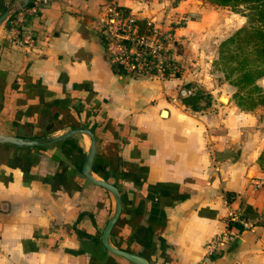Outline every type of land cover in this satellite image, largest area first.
I'll use <instances>...</instances> for the list:
<instances>
[{"label":"crops","instance_id":"1","mask_svg":"<svg viewBox=\"0 0 264 264\" xmlns=\"http://www.w3.org/2000/svg\"><path fill=\"white\" fill-rule=\"evenodd\" d=\"M117 2L137 32L150 19L167 29L188 16L174 27L179 47L169 42L181 74L114 70L99 34L108 0H47L0 27V132L32 137L48 121L45 136L91 128L92 175L122 201L109 241L149 264H264V104L239 107L216 64L245 15L209 0ZM21 33L32 42L19 43ZM258 83L264 90V75ZM184 88L208 89L210 103L192 109ZM67 138L0 143V264H134L101 242L115 200L80 171L89 136ZM242 213L252 225L209 255V240Z\"/></svg>","mask_w":264,"mask_h":264},{"label":"built area","instance_id":"2","mask_svg":"<svg viewBox=\"0 0 264 264\" xmlns=\"http://www.w3.org/2000/svg\"><path fill=\"white\" fill-rule=\"evenodd\" d=\"M46 1L33 0L19 12L24 11L25 14L33 15ZM187 17L183 15L178 22H184ZM174 27L170 25L167 29H161L150 19L146 21L144 31L137 32L136 21L130 11L119 5L117 0H108V9L101 20L99 34L110 60L120 63L124 72L137 77L147 75L162 78L165 76L164 61L168 59L177 61L169 47V42L173 40ZM32 40L31 34L28 33H21L17 37L19 43H30ZM175 42L173 40L174 45ZM180 67L177 61L173 64L170 74ZM182 92L189 95L194 91L191 88H184ZM230 220L238 221L242 229L251 226L254 222L249 214L242 213L230 217L227 228L216 233L207 243L209 255L220 253L223 244L238 236L240 231L229 226Z\"/></svg>","mask_w":264,"mask_h":264},{"label":"trees","instance_id":"3","mask_svg":"<svg viewBox=\"0 0 264 264\" xmlns=\"http://www.w3.org/2000/svg\"><path fill=\"white\" fill-rule=\"evenodd\" d=\"M209 1L217 5L228 6L245 15V25L236 29L221 41L216 64L224 72L225 79L234 85L233 98L239 107L242 109H251L258 104H264V90L258 83V79L264 75V0ZM11 18L6 23H9ZM182 23L184 22H173L171 25L177 26ZM175 45H177V42H175ZM177 46L179 47V45ZM111 63L114 70L123 71L120 63L112 61ZM175 63L177 61L172 59L164 61L165 76L162 79L179 76L181 74V67L170 74ZM202 98L201 92L196 91L184 96L183 102L192 109L197 110L210 103V98L206 99L203 103ZM51 126V121H48L42 126L43 129L41 128L39 130L40 132L32 129L30 136H45L44 129L49 130ZM67 139H63V141H67ZM257 162L260 168L264 169V147L258 155ZM226 194L229 198L231 193L227 192ZM229 226L238 231L242 230L241 224L235 220H230ZM118 247L126 249L122 245H118ZM215 255H218V253L212 254L211 256Z\"/></svg>","mask_w":264,"mask_h":264},{"label":"water","instance_id":"4","mask_svg":"<svg viewBox=\"0 0 264 264\" xmlns=\"http://www.w3.org/2000/svg\"><path fill=\"white\" fill-rule=\"evenodd\" d=\"M32 1L33 0H15L11 2L0 13V27L4 25L11 18L12 15L19 12L21 9H23L25 6L30 4ZM75 133H85L90 138L89 149L82 163V166L80 168L81 173L90 182L103 186L104 188L109 190L112 193L114 200H115L114 211L111 214V216L108 218L101 232L100 239H101L102 244L109 251L127 258L134 264H149L147 259L144 258L142 255L137 254L127 249L117 247L109 241V235H110L111 229L121 212L122 201H121V196H120L118 187L114 183H111L104 179L95 178L92 175V169H93L92 165H93V159H94L95 150H96V138H95L94 131L91 128L86 127V126H76V127L70 128L64 131L63 133L55 135V136H41V137H29V136H21V135L0 132V143H13L19 146L47 145V144H51V143L63 140Z\"/></svg>","mask_w":264,"mask_h":264},{"label":"rangeland","instance_id":"5","mask_svg":"<svg viewBox=\"0 0 264 264\" xmlns=\"http://www.w3.org/2000/svg\"><path fill=\"white\" fill-rule=\"evenodd\" d=\"M169 41H170V39L168 40V42H169ZM171 42L173 43V40H171ZM174 47H175V45H174ZM205 90H208V89H206V88H205V89H203V88L198 89V91L201 92V96L203 97V98H202V101H203V102H205L206 99H209V98L211 99V95L207 96L209 93H208L207 91H205ZM223 97H224V95L221 96V100H224Z\"/></svg>","mask_w":264,"mask_h":264},{"label":"bare ground","instance_id":"6","mask_svg":"<svg viewBox=\"0 0 264 264\" xmlns=\"http://www.w3.org/2000/svg\"><path fill=\"white\" fill-rule=\"evenodd\" d=\"M223 99L226 100V97H224Z\"/></svg>","mask_w":264,"mask_h":264}]
</instances>
